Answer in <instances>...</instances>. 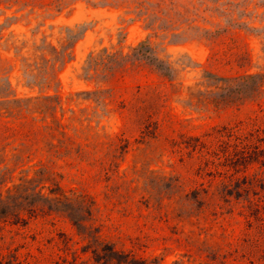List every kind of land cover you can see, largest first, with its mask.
<instances>
[{
  "label": "rangeland",
  "instance_id": "obj_1",
  "mask_svg": "<svg viewBox=\"0 0 264 264\" xmlns=\"http://www.w3.org/2000/svg\"><path fill=\"white\" fill-rule=\"evenodd\" d=\"M246 75H264V0H0V192L24 198L0 216V264H101L103 247L264 264V158L226 174L194 154L264 111V87L221 102L216 78ZM232 174L253 215L224 196Z\"/></svg>",
  "mask_w": 264,
  "mask_h": 264
},
{
  "label": "trees",
  "instance_id": "obj_2",
  "mask_svg": "<svg viewBox=\"0 0 264 264\" xmlns=\"http://www.w3.org/2000/svg\"><path fill=\"white\" fill-rule=\"evenodd\" d=\"M207 77L212 78V75H208ZM216 81L221 83V86L218 88L223 94L219 93L218 96L221 98L222 103H225V101L236 103L249 100L264 87V75L216 78ZM260 114L251 118L247 124L248 126L239 123L225 128L224 131L218 132L216 135H209L210 141L198 139L194 147V154H197L204 165L203 167L201 166V169L206 172L210 171L212 173L215 171L220 173L219 169L223 167L226 170V174L232 173L233 170L239 173L237 172L239 167L247 165L249 161L255 160V156L264 158V111H261ZM233 176L234 174H232L233 182L231 181L230 185H225L224 196L226 198L233 197L238 200L244 199L251 208L248 209V214L253 215L255 210L261 208V205L255 203L256 201H252L249 197L245 199L246 195H244V192H246V187H243V185H247L248 183L246 181L242 182L240 178L235 179ZM34 197H36L35 194L25 198L33 202ZM18 199L24 200L23 197L15 196L14 193L3 196L0 192V216L8 213V210L14 206ZM45 202L57 203L56 209L60 208L67 211L75 224L81 226L80 222L84 220V217L77 214L82 212V204L75 205L73 204L74 201L68 197H57L54 200L49 199ZM248 220L250 221V219ZM259 221L263 222V225L259 228L260 237L256 240V247L264 245V217H262V220L259 219ZM100 252L101 264H147L145 261L138 260L131 254L117 251L113 247H103Z\"/></svg>",
  "mask_w": 264,
  "mask_h": 264
}]
</instances>
